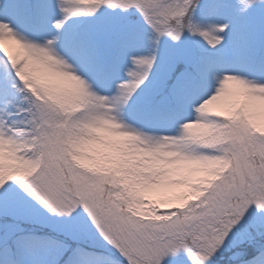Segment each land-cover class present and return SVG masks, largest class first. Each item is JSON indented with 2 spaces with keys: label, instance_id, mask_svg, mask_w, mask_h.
I'll return each mask as SVG.
<instances>
[{
  "label": "snow or ice",
  "instance_id": "6c2138e0",
  "mask_svg": "<svg viewBox=\"0 0 264 264\" xmlns=\"http://www.w3.org/2000/svg\"><path fill=\"white\" fill-rule=\"evenodd\" d=\"M257 8L264 0H0L9 255L25 239L17 219L44 220L50 230L28 238L64 264H162L180 250L211 264L264 238V20L234 23ZM253 206L255 234L234 231ZM243 264H264V251Z\"/></svg>",
  "mask_w": 264,
  "mask_h": 264
},
{
  "label": "rangeland",
  "instance_id": "374dc122",
  "mask_svg": "<svg viewBox=\"0 0 264 264\" xmlns=\"http://www.w3.org/2000/svg\"><path fill=\"white\" fill-rule=\"evenodd\" d=\"M261 20H264V9L257 8L254 10L250 18H237L234 20V23L241 27H243L245 24H254L258 27ZM231 39L232 37L230 36L229 40ZM245 67L246 66L244 64L237 65L236 71H244ZM17 199H20V197L18 196ZM29 203L34 204V202H31V201H29ZM36 207L38 208L39 206H36ZM9 209H11L13 213H15V210L8 203H5L4 206L1 208V210H4L3 212H6L5 210H9ZM39 212L42 214V216H45V217L47 216V213H45L43 209H39ZM9 217L13 218V215L10 213ZM260 221H261V216L256 212V209L253 206L252 208H250L245 219L241 222V224L237 227V229H234V231H240L242 229L247 228V229H251V231H253V233L255 234L256 231H254L252 226L255 227V225H258L260 223ZM31 224L37 225L38 227H41V228L44 226L45 229H47V231L50 230L48 224H46L44 220L42 219L35 220L31 222ZM7 231L11 233L13 229H10ZM26 236H29V234H27ZM258 240L259 241H257V243L259 245L260 244L264 245V238L259 237ZM73 241L76 244H80L81 246H87L89 248H93L98 251L104 252L105 255H109L114 252V250L110 248L101 247L95 240H93L91 237H88V236L76 235L73 237ZM8 247H9V244L4 242L3 246L0 249V264H49V261L55 260L56 253H57V249L55 247L47 246L43 254H37L36 247L34 246L33 241L29 238H25L22 241L21 250L17 252L14 256L9 255L8 250H7ZM255 248L257 249L256 245H255ZM224 251L226 252V251H231V250L225 249ZM185 255H188L187 252L184 250H180L177 253L170 254L168 257H166L163 260L162 264H192V261L189 256H188V259L183 258V256ZM221 255L222 254L218 256H221ZM218 256L213 261H211V264H217V261H219ZM232 256H233V253H231V255L229 256V259L231 261H235L232 259ZM260 256H257L255 260L260 258Z\"/></svg>",
  "mask_w": 264,
  "mask_h": 264
},
{
  "label": "trees",
  "instance_id": "16d2710c",
  "mask_svg": "<svg viewBox=\"0 0 264 264\" xmlns=\"http://www.w3.org/2000/svg\"><path fill=\"white\" fill-rule=\"evenodd\" d=\"M253 229H254V228H253ZM249 230H251V229H249ZM254 231H255V229H254ZM257 241H258V237H257L255 243H257ZM252 252H253V251H252V248L250 247L249 250H248L243 256H248V255H250ZM227 253H228V252H227ZM225 254H226V253H225ZM225 254H224V255H225ZM226 262H227V261L222 262V263H223V264H227Z\"/></svg>",
  "mask_w": 264,
  "mask_h": 264
}]
</instances>
